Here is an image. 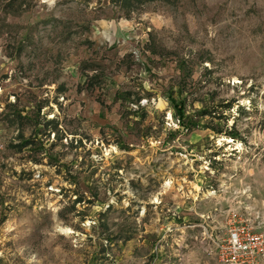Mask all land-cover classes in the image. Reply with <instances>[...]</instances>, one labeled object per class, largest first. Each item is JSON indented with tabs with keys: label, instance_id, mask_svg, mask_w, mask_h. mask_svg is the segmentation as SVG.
<instances>
[{
	"label": "rangeland",
	"instance_id": "374dc122",
	"mask_svg": "<svg viewBox=\"0 0 264 264\" xmlns=\"http://www.w3.org/2000/svg\"><path fill=\"white\" fill-rule=\"evenodd\" d=\"M128 2L0 0V264L264 240V0Z\"/></svg>",
	"mask_w": 264,
	"mask_h": 264
},
{
	"label": "built area",
	"instance_id": "2783aa9c",
	"mask_svg": "<svg viewBox=\"0 0 264 264\" xmlns=\"http://www.w3.org/2000/svg\"><path fill=\"white\" fill-rule=\"evenodd\" d=\"M221 254L227 255L229 264H257L264 258V240L247 228H229L226 240L218 245Z\"/></svg>",
	"mask_w": 264,
	"mask_h": 264
},
{
	"label": "trees",
	"instance_id": "16d2710c",
	"mask_svg": "<svg viewBox=\"0 0 264 264\" xmlns=\"http://www.w3.org/2000/svg\"><path fill=\"white\" fill-rule=\"evenodd\" d=\"M130 2V0H127V2ZM128 2V3H129ZM170 104L172 105V108H173V112H174V115L177 117V120L179 121V124L180 126L183 128V129H190V125H192L190 122H188V115H186L184 112H183V108L180 107V105H178L174 100H172L170 102ZM229 107V106H228ZM243 110L242 108H240V111ZM229 137H231V139H234L235 136L233 133L229 134Z\"/></svg>",
	"mask_w": 264,
	"mask_h": 264
}]
</instances>
